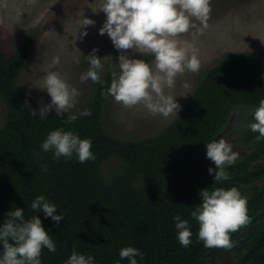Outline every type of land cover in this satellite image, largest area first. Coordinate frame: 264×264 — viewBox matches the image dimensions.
Masks as SVG:
<instances>
[{
	"label": "trees",
	"instance_id": "1",
	"mask_svg": "<svg viewBox=\"0 0 264 264\" xmlns=\"http://www.w3.org/2000/svg\"><path fill=\"white\" fill-rule=\"evenodd\" d=\"M35 39L31 29L10 53L0 47V97L7 109L0 124V224L16 207L24 209L26 219L39 216L57 248L54 253L43 249L41 264H64L73 250L93 256L94 264H128L119 257L127 246L143 253L138 264H227L217 261L223 255L231 256L228 264H264V139L257 140L259 134L249 127L264 99V52L224 54L203 73L177 116L153 135L128 140L110 133L104 122L101 93L111 82L110 66L100 73L105 85L91 81V115L76 112L71 124L67 113L52 111L45 119L39 112L29 115L24 102L34 108L17 79ZM151 58L143 59L149 63ZM235 114L233 127L245 150L227 169L229 178L217 184L208 173L215 165L203 150ZM56 129L90 138L95 159L57 161L53 152L42 151L40 145ZM111 157L123 165L107 176L103 165ZM233 186L247 197L250 223L230 234L232 249L206 248L191 217L201 201L199 192ZM38 195L55 204L64 219L57 223L43 210L31 209ZM176 214L191 225L187 248L177 239Z\"/></svg>",
	"mask_w": 264,
	"mask_h": 264
},
{
	"label": "clouds",
	"instance_id": "2",
	"mask_svg": "<svg viewBox=\"0 0 264 264\" xmlns=\"http://www.w3.org/2000/svg\"><path fill=\"white\" fill-rule=\"evenodd\" d=\"M106 14V20L99 29V34L110 37L115 49L120 53L118 63L110 65L111 82L105 85L100 73L104 71L105 62L111 56L103 58L96 55L98 49L85 56L89 67L79 79L81 82L91 80L93 83L105 85L102 96H111L124 108L131 109L142 105L152 115H160L167 119L177 116L181 105L169 91L175 87L178 76L186 72L199 73L201 61L198 50L182 45L181 37L192 29L203 31L208 27L211 15V0H102L97 9ZM95 10V11H97ZM94 11V12H95ZM198 22V24H197ZM95 25L93 19L84 16L80 22L78 38L87 35V26ZM131 53L154 56V64L144 59L135 58ZM113 60V59H112ZM53 65H59V57H54ZM185 87H188L185 84ZM51 97L48 104H42L39 118H47L48 113L55 109L56 116L67 113L66 122L71 124L78 116L71 110L75 108L79 90L71 85L58 71H48L39 87ZM24 107L29 115L35 117L37 112L31 109L28 101ZM80 115H91L90 109H84ZM254 122L249 127L258 133L257 140L264 139V99L254 111ZM42 151L53 152L59 161L75 156L80 163L94 160L90 138H80L71 130H52L40 145ZM207 158L215 167H209L208 173L218 184L229 178L227 169L239 159L238 152L224 139L206 144ZM39 157V153L35 154ZM47 171V165L41 164ZM200 203L191 211V217L198 222V240L206 248L232 249L235 245L230 234L250 223L247 197L233 186L230 188L213 187L200 190ZM31 209L36 212L43 210L45 217L57 223L64 219L57 214V207L50 203L44 195H38L31 202ZM175 228L179 243L187 248L193 235L191 225L179 214L174 215ZM0 264H41L43 249L56 252V244L48 234L39 216L30 219L24 216V209L16 207L7 213V219L0 224ZM143 253L135 247L127 246L119 250L121 260L128 264H138L137 257ZM64 264H94V257L72 251ZM119 264V262H117Z\"/></svg>",
	"mask_w": 264,
	"mask_h": 264
},
{
	"label": "rangeland",
	"instance_id": "3",
	"mask_svg": "<svg viewBox=\"0 0 264 264\" xmlns=\"http://www.w3.org/2000/svg\"><path fill=\"white\" fill-rule=\"evenodd\" d=\"M102 0H0V47L10 53L31 29L35 33V43L21 68L17 83L20 91L29 98L33 108L39 112L42 104H48L51 97L39 87L48 71H58L76 87L80 95L71 111L82 112L88 109V101L93 93L91 80L81 82L79 77L86 72L89 64L85 58L93 48L96 55L103 58L111 56L104 65V74L110 65L118 63L119 51L114 48L110 37L99 34L106 20V14L97 10ZM211 15L208 27L202 32L199 28L190 30L179 39L182 45L198 50L201 61L199 73L186 72L176 79L175 87L167 90L181 105L180 110L190 98L193 88L203 73L228 52H264V0H211ZM97 10V11H95ZM95 11V12H94ZM85 17L93 19L95 25L87 26V35L78 38L80 22ZM198 24V22H197ZM143 59L141 53H131ZM54 57H59V65H53ZM149 64H154V56ZM185 84L188 87H185ZM178 111V113L180 112ZM55 111L52 109L50 112ZM177 113V114H178ZM7 109L0 97V124L5 120ZM175 115L167 119L152 115L142 105L131 109L124 108L108 96L105 103L104 122L113 135L128 140H137L158 132ZM235 114L226 129L212 141L224 139L238 153L245 150L237 141L233 127ZM203 152L207 153V147ZM122 161L111 157L104 162L103 173L110 176ZM219 263H230L231 256L223 255Z\"/></svg>",
	"mask_w": 264,
	"mask_h": 264
}]
</instances>
